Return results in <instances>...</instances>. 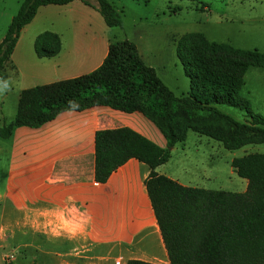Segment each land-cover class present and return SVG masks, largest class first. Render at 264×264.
<instances>
[{"label":"trees","instance_id":"trees-1","mask_svg":"<svg viewBox=\"0 0 264 264\" xmlns=\"http://www.w3.org/2000/svg\"><path fill=\"white\" fill-rule=\"evenodd\" d=\"M73 1L22 0L0 41V75L10 63L21 30L38 9ZM78 1L95 9L107 27L120 25L108 0H95V6ZM188 1L204 5L202 0ZM40 40L48 48L36 50L37 56H55L57 36L45 33L36 44ZM180 42L184 47L177 45V56L188 69L196 94L174 95L143 62L135 44L124 39L108 45L106 57L94 71L22 90L14 119L0 125V139L10 138L18 127L38 128L65 112L108 107L140 114L161 133L165 148L129 128L99 130L94 136V181L106 183L130 159L150 168L144 187L170 264H264V154L231 161L235 174L246 181L242 193L184 186L155 172L169 160V149L185 141L188 131L215 140L226 150L264 144V118L254 114L240 95L247 70L264 69V53L208 42L201 34L184 35ZM215 105L244 111L250 121H235ZM127 264L148 263L129 260Z\"/></svg>","mask_w":264,"mask_h":264},{"label":"crops","instance_id":"crops-1","mask_svg":"<svg viewBox=\"0 0 264 264\" xmlns=\"http://www.w3.org/2000/svg\"><path fill=\"white\" fill-rule=\"evenodd\" d=\"M51 6L56 5L40 7L21 30L10 67L0 75V103L12 95L16 106L22 90L37 86L28 83L32 78L67 72L72 74L64 79L78 77L97 69L106 57L109 39L65 37L52 30L49 34L57 36L59 48L45 58L52 61L50 70L23 74L13 55L24 34L34 46L48 33L35 32L33 24L40 11ZM73 6L86 5L76 0L57 7ZM85 24L79 22L84 34ZM5 118L0 111L1 125ZM117 128H129L149 140L153 133L152 124L140 114L97 107L62 113L38 128L18 127L10 138L0 139V264H170L144 187L150 168L130 159L106 183L94 181L95 133ZM161 166L156 173L186 186L164 174ZM13 246L16 253L7 263L3 256Z\"/></svg>","mask_w":264,"mask_h":264},{"label":"rangeland","instance_id":"rangeland-1","mask_svg":"<svg viewBox=\"0 0 264 264\" xmlns=\"http://www.w3.org/2000/svg\"><path fill=\"white\" fill-rule=\"evenodd\" d=\"M95 6V0H87ZM204 5L188 0H108L117 11L120 25L107 27L100 14L92 7L78 8L51 6L40 11L35 32L53 33L58 30L68 36H98L111 42L129 40L137 48L143 62L154 69L157 76L174 95L196 94L195 87L186 75L188 69L177 56V45L184 35L201 34L208 42L228 45L234 49L264 53V0L226 1L202 0ZM22 0H0V41L11 18L16 14ZM86 23L87 33H81L79 22ZM71 24V27H70ZM24 34L13 55L23 74L32 72L48 73L50 63L45 58L38 59L35 50H46L40 40L36 45L28 42ZM30 40V39H29ZM7 67H10L7 66ZM72 74L67 72L41 79L28 80L29 84L44 85L66 80ZM49 80V81H48ZM55 80V81H54ZM0 86V96H1ZM240 95L248 101L251 111L264 118V69L250 67L244 76ZM1 102V100H0ZM12 95L0 103V111L5 115L2 125H7L15 116ZM215 108L235 121L249 123L248 115L237 108L215 105ZM1 125V123H0ZM153 126L149 138L165 148V141L158 129ZM151 134V133H150ZM170 158L160 170L186 186L206 190H222L242 193L246 190L245 180L239 178L231 168V161L251 153L264 154V144H251L237 150H226L208 137L188 131L186 139L169 149Z\"/></svg>","mask_w":264,"mask_h":264},{"label":"built area","instance_id":"built-area-1","mask_svg":"<svg viewBox=\"0 0 264 264\" xmlns=\"http://www.w3.org/2000/svg\"><path fill=\"white\" fill-rule=\"evenodd\" d=\"M14 253H16L15 247H12V251L4 254L3 259L9 263L14 258Z\"/></svg>","mask_w":264,"mask_h":264}]
</instances>
